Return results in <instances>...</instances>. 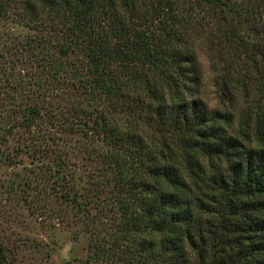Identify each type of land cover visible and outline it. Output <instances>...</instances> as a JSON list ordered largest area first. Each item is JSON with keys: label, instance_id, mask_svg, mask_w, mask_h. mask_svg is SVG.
Listing matches in <instances>:
<instances>
[{"label": "trees", "instance_id": "16d2710c", "mask_svg": "<svg viewBox=\"0 0 264 264\" xmlns=\"http://www.w3.org/2000/svg\"><path fill=\"white\" fill-rule=\"evenodd\" d=\"M19 208L77 264H264V0H0V264Z\"/></svg>", "mask_w": 264, "mask_h": 264}, {"label": "rangeland", "instance_id": "374dc122", "mask_svg": "<svg viewBox=\"0 0 264 264\" xmlns=\"http://www.w3.org/2000/svg\"><path fill=\"white\" fill-rule=\"evenodd\" d=\"M198 57L203 71L200 97L209 109H213L217 105L214 78L209 71V64L204 54L199 51ZM17 212L23 216L22 219L24 220L20 228H14L16 232H20L18 236L25 243L24 249L19 254L23 263L65 264L67 261H71L72 264H77L81 259H86L87 244L90 239L88 234L77 233V227L62 225H57L49 230V227L44 228L39 220L30 217L25 208H19ZM13 238L9 241L12 242ZM38 241H41L42 245L39 250H36L33 245ZM43 245H45L44 248Z\"/></svg>", "mask_w": 264, "mask_h": 264}]
</instances>
